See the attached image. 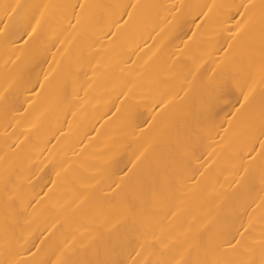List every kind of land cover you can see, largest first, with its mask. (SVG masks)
<instances>
[{
    "label": "bare ground",
    "instance_id": "bare-ground-1",
    "mask_svg": "<svg viewBox=\"0 0 264 264\" xmlns=\"http://www.w3.org/2000/svg\"><path fill=\"white\" fill-rule=\"evenodd\" d=\"M0 264H264V0H0Z\"/></svg>",
    "mask_w": 264,
    "mask_h": 264
}]
</instances>
